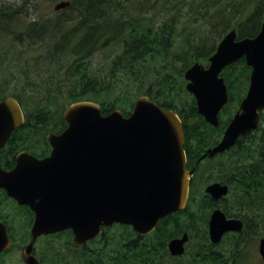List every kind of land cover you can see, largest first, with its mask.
I'll return each mask as SVG.
<instances>
[{
    "label": "trees",
    "instance_id": "trees-1",
    "mask_svg": "<svg viewBox=\"0 0 264 264\" xmlns=\"http://www.w3.org/2000/svg\"><path fill=\"white\" fill-rule=\"evenodd\" d=\"M196 1L201 6L208 2ZM210 1L214 11L204 17L208 28L199 29L204 34L201 40L217 32L216 41L206 49L188 37L191 50L185 52V57L182 55L181 68L173 65V58H177L173 48L186 26L182 34L178 32L177 25L183 21L178 19L177 11L173 12L174 7L166 9L162 18L158 12L146 15L155 8V0H70L71 4L58 12L57 18L40 26H22L17 21L14 24L18 10L0 7V37L7 40L0 47V100L14 96L27 112L24 125L0 148V166L5 165L11 151L36 152L43 147L45 133L38 128L37 119L55 117L63 129L67 126L66 108L82 100L98 102L103 114L118 108L128 116L137 98L147 95L181 117L187 166L195 168L186 209L163 218L150 234L141 236L131 226L117 224L104 228L95 240L79 247L73 242L72 231L65 230L49 241V253L55 256V263L259 264L257 258L254 260L253 247L264 237V122L253 133L240 137L219 162L208 157L199 161L209 147L219 142L246 95L251 67L242 58L222 72L230 102L223 109L219 127L199 114L195 97L186 89L184 72L197 61L208 64L209 56L229 30L236 28L238 38L256 36L264 17V0ZM198 10L199 7L196 13ZM99 50H107L108 61L103 65L92 61ZM158 60L164 64L153 71L155 76L151 75L148 83L141 70L150 61L153 64ZM171 68L176 69L173 71L178 77ZM215 180L231 185L222 205L203 190L205 184ZM3 198L0 197V219L9 228L26 227L23 208L17 209ZM216 207L244 223L242 231L229 232L217 244L209 235V220ZM9 210L15 219L10 221L12 224L5 219ZM184 233L189 234L185 253L172 256L169 241ZM46 258L53 263L49 256Z\"/></svg>",
    "mask_w": 264,
    "mask_h": 264
},
{
    "label": "water",
    "instance_id": "water-1",
    "mask_svg": "<svg viewBox=\"0 0 264 264\" xmlns=\"http://www.w3.org/2000/svg\"><path fill=\"white\" fill-rule=\"evenodd\" d=\"M70 4V0H62L55 9ZM242 58L252 68L250 87L221 140L199 161L231 149L259 125L264 109V17L256 36L239 39L233 28L219 42L208 66L197 61L184 72L186 89L195 97L199 114L217 127L219 113L229 102L221 73ZM64 117L66 129L49 135L50 157L38 159L25 151L18 156L14 170L0 168V187L35 213L33 239L71 229L74 243L84 246L103 227L116 223L130 225L145 236L166 216L186 209L195 168L187 167L184 126L176 111L141 95L128 116L118 108L103 114L98 102L82 100L70 104ZM23 123L17 99L1 100L0 148ZM205 192L220 199L229 193V187L215 182ZM243 228L241 219L227 218L220 208L212 211L209 235L213 243H219L226 232ZM188 241V233L172 239L170 253L184 254ZM10 242L7 226L0 221V253ZM31 246L24 249L26 264H41ZM259 253L264 263V237Z\"/></svg>",
    "mask_w": 264,
    "mask_h": 264
},
{
    "label": "flooded vegetation",
    "instance_id": "flooded-vegetation-1",
    "mask_svg": "<svg viewBox=\"0 0 264 264\" xmlns=\"http://www.w3.org/2000/svg\"><path fill=\"white\" fill-rule=\"evenodd\" d=\"M53 4H50L49 5V7H48V9H50L51 8V6H52ZM56 5V4H55ZM9 8H12V9H15L14 7H11V6H8ZM15 10H18V9H15ZM61 10H57V9H55V6H54V11L51 13V15H46V13H42L40 16L39 15H35L34 17H32V18H30V19H21V18H19V16H21V17H23V14H25L26 12H23V9L22 10H18L17 12H18V15L19 16H15L16 17V19L17 20H15L14 22H21V24H22V26H27V25H34V26H40V25H45V24H48V19H50V18H57L58 16V12H60ZM224 37V36H223ZM222 37V38H223ZM221 38V39H222ZM240 39V38H239ZM221 41V40H220ZM219 41V42H220ZM219 42H218V44H219ZM218 46V45H217ZM216 49H217V47H216ZM216 51V50H215ZM209 58H210V56H209ZM208 58V59H209ZM202 63V62H201ZM204 64V63H203ZM206 66H208L209 65V61H208V64H205ZM250 67V66H249ZM224 71V70H223ZM222 71V72H223ZM251 73H252V68H251V71H250V74H249V85H248V89H249V87H250V78H251ZM221 76H223L222 75V73H221ZM224 77V76H223ZM225 79V78H224ZM226 82V81H225ZM227 84V83H226ZM228 87V86H227ZM248 89H247V91H248ZM228 92H229V89H228ZM246 94H247V92H246ZM246 96V95H245ZM244 96V97H245ZM8 97H10V96H8ZM14 97V96H13ZM7 98V97H6ZM5 99V98H4ZM17 99V98H16ZM3 100V99H2ZM152 100V99H151ZM1 101V100H0ZM17 101L19 102V100L17 99ZM152 101H154V100H152ZM242 101V100H241ZM156 102V101H155ZM229 102H230V93H229ZM228 102V103H229ZM43 103H45L44 101H43ZM227 103V104H228ZM19 104H20V106H21V109H22V111H23V115H24V123L26 122V119H27V112H26V110H25V107L19 102ZM226 104V105H227ZM240 104H241V102H240ZM240 104H239V106H238V109L234 112V114L232 115V118L234 117V115H235V113L239 110V107H240ZM225 105V106H226ZM224 106V107H225ZM224 107L222 108V110L220 111V113H219V119L221 118V114H222V112H223V109H224ZM203 116V115H202ZM38 116L36 115V117H34V118H37ZM204 117V116H203ZM65 118V117H64ZM231 118V119H232ZM263 118H264V109L260 112V122H259V125H258V127L256 128V129H254V130H252V131H249V132H247L246 134H250V133H253L255 130H257L258 128H259V126L261 125V123H263L264 121H263ZM231 119H230V121H231ZM66 120V119H65ZM37 122V126H38V128L43 132V133H45L44 135H45V141H44V143H43V147H40L38 150H36V152H34V151H29V150H27V149H23V150H20V151H17V152H15V151H11V153L8 155V156H6V163H5V165L4 166H0V168H2V169H4V170H6V171H12V170H14L15 169V167H16V165H17V162H18V156L22 153V152H28L29 154H31V155H33V156H35L36 158H38V159H46V158H48V157H50L51 156V154H52V150H53V147H52V145H51V143H50V141H49V135H51V134H55V135H59L61 132H63L65 129H66V127L68 126V123H67V126H65L63 129L61 128H59V119H57V118H55V117H53V119H48V118H42V119H37L36 120ZM38 121H42V123H39L38 124ZM229 121V122H230ZM67 122V121H66ZM24 123L23 124H21L19 127H17L14 131H16L18 128H20L22 125H24ZM209 123V122H208ZM229 124V123H228ZM213 126V125H212ZM219 126H220V124H219ZM219 126H217V127H219ZM215 127V126H214ZM227 127V126H226ZM226 129V128H225ZM225 129H224V131H225ZM13 131V132H14ZM12 132V133H13ZM223 134H224V132H223ZM223 134H222V136H223ZM245 134V135H246ZM12 135V134H11ZM259 135V137H260V135H261V133H259L258 134ZM222 136H221V138H222ZM244 136V135H243ZM11 137V136H10ZM242 137V136H241ZM221 138H220V140H221ZM10 139V138H9ZM240 139V138H239ZM219 140V141H220ZM8 143V142H7ZM218 143V142H217ZM216 143V144H217ZM216 144H214V145H216ZM213 145V146H214ZM41 146H42V144H41ZM212 147V146H211ZM234 147V146H233ZM232 147V148H233ZM184 148H185V143H184ZM210 148V147H209ZM231 148V149H232ZM231 149H229V150H226V151H224V152H219V153H217L216 155H214L213 157H208V158H212V159H214L215 161H220L221 160V158H223L224 156H225V154L227 153V152H229ZM207 158V157H206ZM206 158H204V159H202L201 161H203V160H205ZM188 167V166H187ZM189 169V168H188ZM190 169H193V168H190ZM215 182H219V183H221V184H224V185H227L228 187H229V192L231 191V185L230 184H228V183H223L222 181H220V180H215V181H212V182H210V183H207L206 184V186H205V188H204V191L206 190V187L209 185V184H211V183H215ZM190 191H191V189H190ZM206 193V192H205ZM208 194V193H207ZM212 198H213V196L211 195V194H209ZM228 195H229V193L226 195V196H223L222 198H220V199H215V198H213L218 204H220V205H222V203L228 198ZM1 196H4L5 198H3L4 200H5V203H10L11 205L12 204H14V206H15V208H17L18 209V207L17 206H20V207H22L23 209L22 210H24V212L26 213V215H24L23 217H22V219H23V221H24V223H26V227H11V228H9V225H8V223L5 221V220H3V219H0V221L1 222H3V223H5L6 224V226H7V231H8V235H9V238H10V240H11V242H10V245H9V247L5 250V251H3V252H1L0 253V264H26V261H25V259H24V256H23V254H24V249L25 248H27L28 246H30L31 244H32V254L40 261V263L41 264H59V263H55L53 260H54V258H55V256L53 255V254H51V253H49V250H50V238L51 237H53V236H55L57 233H60V232H57V233H52V234H42V235H40V236H38L37 238H35V239H33V236H32V226H33V223H34V220H35V213H34V211L29 207V206H27V205H21V204H19L18 203V201L14 198V197H12V196H10L9 194H8V192H7V190L6 189H4V188H1L0 187V197ZM1 204H2V201H1V199H0V206H1ZM216 208H220L223 212H224V210L221 208V207H216ZM215 208V209H216ZM214 209V210H215ZM225 213V212H224ZM9 215L8 216H6L5 215V219L7 220V221H9V223L10 224H12L10 221L12 220V219H14V216H12V214H11V212H10V210H9V213H8ZM226 214V216H227V218H239V217H235V216H230V215H228L227 213H225ZM25 218V219H24ZM239 219H241V218H239ZM15 220V219H14ZM242 220V219H241ZM243 221V220H242ZM117 224H119V223H116V224H114L113 226H115V225H117ZM122 225V224H121ZM113 226H111V227H113ZM130 226V225H129ZM132 227V226H131ZM104 228H110V227H103L102 229L104 230ZM133 228V227H132ZM67 230H71V229H67ZM134 230V229H133ZM65 231V230H64ZM64 231H61V232H64ZM72 231V230H71ZM135 231V230H134ZM229 232H233V231H229ZM229 232H226L224 235H223V237H222V239L225 237V235L226 234H228ZM72 233H73V231H72ZM102 233H103V231H102ZM101 233V234H102ZM101 234H99L98 236H100ZM150 234V233H149ZM184 235V234H183ZM183 235H181V236H178V237H175V238H181ZM97 236V237H98ZM96 237V238H97ZM95 238V239H96ZM175 238H173V239H175ZM95 239H93V240H95ZM222 239H221V241H222ZM261 239V238H260ZM260 239H259V242H260ZM172 240V239H171ZM170 240V241H171ZM90 241H92V240H89L87 243H86V245L90 242ZM169 241V242H170ZM220 241V242H221ZM73 242H74V233H73ZM219 242V243H220ZM188 243V242H187ZM187 243H186V247H187ZM215 244H217V243H215ZM86 245H84V246H86ZM258 245H259V243H258ZM84 246H79V247H84ZM168 249H169V243H168ZM258 250H259V246H258ZM169 252H170V250H169ZM171 254V253H170ZM172 255V254H171ZM183 255V254H182ZM50 257V260L53 262V263H48L47 262V258L46 257ZM172 256H180V255H172ZM45 261V262H44ZM168 264H171V262H168Z\"/></svg>",
    "mask_w": 264,
    "mask_h": 264
},
{
    "label": "rangeland",
    "instance_id": "rangeland-1",
    "mask_svg": "<svg viewBox=\"0 0 264 264\" xmlns=\"http://www.w3.org/2000/svg\"><path fill=\"white\" fill-rule=\"evenodd\" d=\"M62 0H0V7L5 8L8 6L14 7L15 9L18 10H22L23 12H26L25 14H23V17L19 16V18L21 19H30L32 17H34L35 15H41L42 13H46V15H51V13L54 11V6L55 4H57L58 2H60ZM141 0H136V2L140 3ZM154 1V0H152ZM156 4H155V8L152 11H149V13H147L146 15L151 16L153 15V13L158 12V16L160 18L164 17L167 13L165 12L166 9L170 10V9H174L175 8V12L177 11V16L178 19H180L181 21H183V24H178V32L181 33V31L183 30L184 26H186V30L183 31L184 35H181L177 38L176 42H175V47L173 48V53L175 55H177V58H173L175 59V61L173 62V65H176L178 68H181L183 66V56H186L185 52H189L191 50V46L189 45V43L187 42V38L190 37L193 40L194 44H199L201 46L209 48L210 46L212 47L214 42L216 41L217 36V32L213 35H209L206 36L203 40H201L202 37H204V34H202L200 32V28H208L206 26H208L206 24L207 21L204 20V17H209V15L211 13H213V2H211L210 0H208V2L206 3V5L201 6L199 4H197L198 2L196 0H182L180 3H178V0H173V3H168L165 4L164 2L166 0H155ZM151 4V1L149 2ZM53 4L51 6L50 9H48L49 5ZM139 5V4H138ZM174 7V8H173ZM196 13V10L198 9ZM216 7V6H215ZM150 10V9H149ZM172 13L169 12L168 14ZM196 13V14H195ZM234 18V17H233ZM233 20V19H232ZM14 24L16 22H13ZM21 24V22H20ZM182 34V33H181ZM7 44V40L6 42L3 40L2 37H0V47L3 45ZM107 50H99L97 52L94 53L93 57H92V61L95 64L98 65H103L105 64V61L107 63L108 58L106 57V53ZM204 53V52H203ZM206 53H208V50L206 51ZM183 55V56H182ZM182 58V59H181ZM164 64V62H162L161 60H158V62L151 64V61L149 63H147V65L145 67L142 68L141 73L143 74L142 77H144L143 79L146 80L147 82L151 79V75L155 76L153 74V71L156 68L161 67ZM172 67V66H170ZM174 71H176V69H173ZM172 70V68L170 69V71L176 75V77H178V74L176 72H174ZM185 82H187V80L184 78ZM125 82H127V80L124 79ZM149 83V82H148ZM186 85V84H185ZM131 87H134L133 84ZM206 184L203 187V190L205 188ZM20 224H22V221L20 222ZM258 243L259 240L256 241V245L255 247H253V255H254V260L256 261L257 258V262L259 264H264L262 257L259 253L258 250Z\"/></svg>",
    "mask_w": 264,
    "mask_h": 264
}]
</instances>
